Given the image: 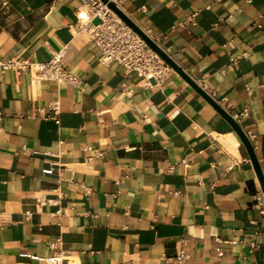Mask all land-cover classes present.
<instances>
[{
  "label": "crops",
  "instance_id": "obj_1",
  "mask_svg": "<svg viewBox=\"0 0 264 264\" xmlns=\"http://www.w3.org/2000/svg\"><path fill=\"white\" fill-rule=\"evenodd\" d=\"M117 1L164 36L161 47L213 100L249 108L238 124L256 137L264 177V0ZM78 6L0 0V61L44 63L64 51L82 79L76 89L0 68V264H46L57 239L65 264H180V255L182 264H264V216L252 207L262 189L231 125L176 72L149 87L104 65L77 27ZM191 12L196 26L172 29ZM56 101L54 117L45 109Z\"/></svg>",
  "mask_w": 264,
  "mask_h": 264
},
{
  "label": "built area",
  "instance_id": "obj_2",
  "mask_svg": "<svg viewBox=\"0 0 264 264\" xmlns=\"http://www.w3.org/2000/svg\"><path fill=\"white\" fill-rule=\"evenodd\" d=\"M110 2L120 8L117 0H109L108 2H104L103 0H79V6L76 8L77 27L79 31L88 34L90 41L99 49L104 65L115 64L121 67L126 75L135 74L142 78L143 82L149 87L163 86L171 74L174 73V70L109 7ZM197 16L198 12H191L186 16L184 21L179 22L172 29H184L187 26H196ZM256 26L258 28L261 27L260 24H256ZM141 29L152 42L159 46L171 58L169 50L161 47L163 35H155L151 29ZM246 56L247 54H242L238 57L230 56L229 67H235L238 61ZM64 57V51L54 52L47 62L37 63L28 58L16 56L1 60L0 68L2 72L11 71L18 76L28 74L31 80L36 83L54 82L56 84H68L78 89L82 86V79L66 67ZM217 104L237 123L248 116V107L240 113H235L232 112V108L226 99L217 101ZM45 110L52 112L53 116L57 117L60 113V104L58 101L53 102ZM1 120L2 115L0 114ZM244 134L252 147H254L255 135L250 131L244 132ZM90 150L91 148H86V151ZM87 159L91 161L92 157L89 156ZM181 165L188 168L189 162L183 160ZM172 170L173 166H169L168 172H172ZM81 187L86 196L92 194V188L84 184H81ZM59 199L56 203L59 202ZM52 203V200L39 201L40 206H46ZM252 207L261 216H264V193L262 190H258L255 193ZM24 216L26 221H30L32 213L25 212ZM55 216L58 218L60 225V220L63 217L62 210H58ZM252 224H256V222L252 221ZM60 245V239L50 244V248L55 253L45 260L46 264H65L66 255L60 249ZM251 247H256V244L252 243ZM216 251L217 255L221 256V249L217 248ZM185 259L186 257L184 255H180L178 257V263L182 264Z\"/></svg>",
  "mask_w": 264,
  "mask_h": 264
},
{
  "label": "water",
  "instance_id": "obj_3",
  "mask_svg": "<svg viewBox=\"0 0 264 264\" xmlns=\"http://www.w3.org/2000/svg\"><path fill=\"white\" fill-rule=\"evenodd\" d=\"M104 2H108L109 0H103ZM109 7L135 32L137 33L152 49H154L160 57L176 72L180 75L187 83H189L194 90H196L214 109L223 116L226 121L231 125L235 133L237 134L238 138L246 148L256 175L258 177V181L260 187L264 193V177L258 165V161L254 152V149L250 142L248 141L247 137L245 136L242 128L239 124L232 119V117L223 109L221 108L215 100H213L207 92H205L196 82H194L183 70L178 66V64L172 60L168 55H166L163 50L157 46L152 40L142 31V29L132 21V19L125 14L120 8H118L112 2L109 3Z\"/></svg>",
  "mask_w": 264,
  "mask_h": 264
}]
</instances>
